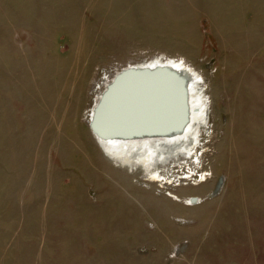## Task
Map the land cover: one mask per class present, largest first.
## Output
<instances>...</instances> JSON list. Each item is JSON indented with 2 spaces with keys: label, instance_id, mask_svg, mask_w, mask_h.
<instances>
[{
  "label": "rangeland",
  "instance_id": "rangeland-1",
  "mask_svg": "<svg viewBox=\"0 0 264 264\" xmlns=\"http://www.w3.org/2000/svg\"><path fill=\"white\" fill-rule=\"evenodd\" d=\"M159 54L211 98L186 185L115 165L87 123ZM0 264H264V0H0Z\"/></svg>",
  "mask_w": 264,
  "mask_h": 264
},
{
  "label": "bare ground",
  "instance_id": "bare-ground-1",
  "mask_svg": "<svg viewBox=\"0 0 264 264\" xmlns=\"http://www.w3.org/2000/svg\"><path fill=\"white\" fill-rule=\"evenodd\" d=\"M132 83L151 84L153 89L137 87L123 96L126 97L122 99L126 112L122 111L119 115H124L127 120L130 118L134 120L136 118L132 113L141 105H148L154 109L162 107L163 114L152 123L133 128L124 125L113 127L107 124V121L104 123L106 106L119 99L116 90ZM86 85L87 83L85 87ZM104 86V90L88 110L87 123L103 153L115 165L126 167L129 171L139 167L149 176L150 181H162L165 179L162 175L167 174L164 171L171 172L173 167L182 168L194 151L196 155H201V151L197 153L201 141L200 131L209 122L211 98L206 91L208 85L204 78L184 56L159 54L149 60L130 63L116 71ZM20 94L23 95V89L20 90ZM74 95L68 94L65 101L58 98L57 103L62 102L66 106L71 103L70 99L73 102ZM164 100L166 103L163 104ZM22 103L19 105L20 109L23 108ZM50 103L44 104V108L54 117L55 109ZM80 106L81 102L77 111L80 110ZM15 107L17 106L14 105ZM184 165L186 170L184 171V168L182 170L186 173L185 176H193L194 172L189 169V165ZM205 174V172L201 174L204 180L207 179ZM166 183H171V179L169 178ZM187 183L183 182L180 185ZM168 195L177 201H185L186 205L195 204V198L192 196L182 198L171 191ZM45 233L47 235L46 228L44 235Z\"/></svg>",
  "mask_w": 264,
  "mask_h": 264
},
{
  "label": "water",
  "instance_id": "water-1",
  "mask_svg": "<svg viewBox=\"0 0 264 264\" xmlns=\"http://www.w3.org/2000/svg\"><path fill=\"white\" fill-rule=\"evenodd\" d=\"M137 87L144 89H153L151 84L141 83L126 84L125 86L117 89L116 91L118 93L119 99L106 106V113L103 120L104 123H106L107 121V124H111L113 125V127L124 125L126 127L133 128L137 125H146L148 123H152L163 114L161 112L162 107L154 109L153 107L148 105H141L135 108L137 110L136 112L132 113V116L136 118L134 120H131V118L127 120L125 119L126 117H123L124 115H119V113H121L122 111L126 112V107L122 105V99H125L126 97L123 96L128 95L133 89ZM164 103H166L165 100L163 104Z\"/></svg>",
  "mask_w": 264,
  "mask_h": 264
},
{
  "label": "built area",
  "instance_id": "built-area-1",
  "mask_svg": "<svg viewBox=\"0 0 264 264\" xmlns=\"http://www.w3.org/2000/svg\"><path fill=\"white\" fill-rule=\"evenodd\" d=\"M185 174L186 173H184V172L176 174V176L174 177V180H172L171 182L178 183V184L175 183L176 185H180L179 182H181V181L186 182L190 178V175L188 177H186ZM183 182H181V183H183Z\"/></svg>",
  "mask_w": 264,
  "mask_h": 264
}]
</instances>
